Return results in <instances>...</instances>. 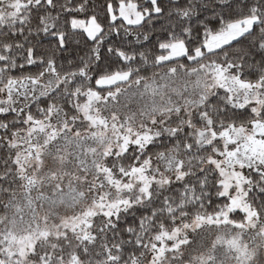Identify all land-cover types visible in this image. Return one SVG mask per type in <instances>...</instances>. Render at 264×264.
Instances as JSON below:
<instances>
[{"label": "snow or ice", "instance_id": "6c2138e0", "mask_svg": "<svg viewBox=\"0 0 264 264\" xmlns=\"http://www.w3.org/2000/svg\"><path fill=\"white\" fill-rule=\"evenodd\" d=\"M0 264H264V0H0Z\"/></svg>", "mask_w": 264, "mask_h": 264}]
</instances>
